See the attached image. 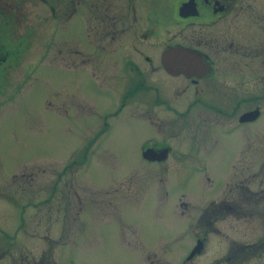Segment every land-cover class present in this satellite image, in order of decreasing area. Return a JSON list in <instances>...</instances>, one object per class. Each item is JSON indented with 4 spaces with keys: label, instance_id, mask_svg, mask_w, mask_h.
<instances>
[{
    "label": "flooded vegetation",
    "instance_id": "obj_1",
    "mask_svg": "<svg viewBox=\"0 0 264 264\" xmlns=\"http://www.w3.org/2000/svg\"><path fill=\"white\" fill-rule=\"evenodd\" d=\"M75 10L79 49L69 52L63 35L66 49L52 63L71 61L81 75L79 150L98 155L118 141L121 155L170 172L165 182L124 185L128 195L106 186V200L76 191L33 200L21 196V173L6 180L0 153V264H61L50 234L82 229L105 207L115 237L119 210L162 217V205L168 218L150 239L127 227L129 264H264V0H0V121ZM171 46L193 58L169 70ZM173 154L188 158L179 164Z\"/></svg>",
    "mask_w": 264,
    "mask_h": 264
},
{
    "label": "rangeland",
    "instance_id": "obj_2",
    "mask_svg": "<svg viewBox=\"0 0 264 264\" xmlns=\"http://www.w3.org/2000/svg\"><path fill=\"white\" fill-rule=\"evenodd\" d=\"M69 21L67 30L58 29L54 33L56 39L52 48L50 47L48 58L35 67L17 94L4 102L6 107L0 121V153L4 161L6 180L13 179L9 174L13 170L18 175L21 173L16 178L22 187L21 196H28L33 200L47 195L60 200L66 194L72 197L75 195L74 191L81 197L100 196L102 200H106L107 195L102 191L108 189L106 186L109 185H122L123 193L128 195V189L126 194L123 187L126 184L138 187L147 185L148 181H167L170 171H151L148 170L151 169L149 167L143 168L145 164L153 162H147L135 153L121 155V152L116 151L118 141L112 144V148L108 147L98 155L86 156L85 161L80 163L82 151L79 146L82 136L79 134L80 119L75 111L80 101L79 90H82L81 75L75 65H71V61L68 68H61L52 63V57H59L62 50L66 49L63 47L66 43L62 45L60 41L63 35L64 40L68 39L69 52L79 49L81 32L77 10ZM85 50H92V47L88 45ZM85 102L91 104V99L84 97ZM66 106L69 116H66L67 110L64 112ZM80 110L84 113L86 106L82 105ZM198 156L206 158L203 155H193V158ZM175 158L178 159L177 163L182 164L188 157ZM65 166H68L67 170H64ZM185 192L192 195L188 189H185ZM173 195L174 189L168 184L167 196ZM59 205L54 204L55 209L52 211H61L56 209ZM166 206L162 205L160 208V212L164 213L162 217L131 218L119 210L115 219V237L108 231V210L105 207L94 209L95 215L85 220L82 229L76 231L75 225L58 235L50 234L59 242L58 246L56 241L51 242L54 252L52 248L51 251L55 254L56 247L61 264H129L134 249L126 245V235L129 233L127 227L144 228L143 232L141 230L142 237L150 239L157 230L162 229L160 225L163 219L168 218L169 209ZM45 210V207H37V212H42V216L48 212ZM77 232L80 235L77 236ZM27 238L25 239L29 244L25 243L28 246L37 244L33 238Z\"/></svg>",
    "mask_w": 264,
    "mask_h": 264
},
{
    "label": "water",
    "instance_id": "obj_3",
    "mask_svg": "<svg viewBox=\"0 0 264 264\" xmlns=\"http://www.w3.org/2000/svg\"><path fill=\"white\" fill-rule=\"evenodd\" d=\"M166 53H167V56H164V58L168 57L169 60H167L168 62L166 61L165 66L169 70H173L174 67H177V68L180 67L179 65L178 66L174 65L175 64L174 62L178 63L182 61V59L190 60L193 58V53H191V51L184 46H175V47L171 46L164 50L163 55H165ZM151 158H154V157L151 156Z\"/></svg>",
    "mask_w": 264,
    "mask_h": 264
},
{
    "label": "trees",
    "instance_id": "obj_4",
    "mask_svg": "<svg viewBox=\"0 0 264 264\" xmlns=\"http://www.w3.org/2000/svg\"><path fill=\"white\" fill-rule=\"evenodd\" d=\"M82 159H84V157H83V156L81 157V160H82Z\"/></svg>",
    "mask_w": 264,
    "mask_h": 264
}]
</instances>
